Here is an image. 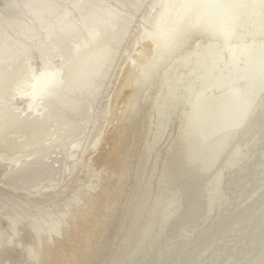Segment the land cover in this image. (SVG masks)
I'll use <instances>...</instances> for the list:
<instances>
[{
  "label": "rangeland",
  "instance_id": "obj_1",
  "mask_svg": "<svg viewBox=\"0 0 264 264\" xmlns=\"http://www.w3.org/2000/svg\"><path fill=\"white\" fill-rule=\"evenodd\" d=\"M6 1L0 0V12L4 6L3 3ZM76 1L78 0H60L58 1V9L55 6L56 10H51L54 0L47 1L45 9L40 13L43 22L36 21L34 32L43 33L45 28L54 22L60 24L63 21L61 18L66 17L64 16L65 12L67 13ZM243 1L245 3L240 5ZM110 2L112 6L118 5L114 0ZM162 4L160 0H143L136 10L126 5L121 7L122 14L128 19V25L124 29L120 42L114 43L115 63L109 70L108 76L102 80L103 84L96 86L90 93L88 92L87 102L79 112H65L63 98L60 99L59 94H62L72 85L69 80L72 72H74L73 78L75 80L78 74L83 71L82 58L90 52L97 51L95 46L98 43L97 45L93 44L103 37L100 32L98 33V29L82 23L79 25L80 32L76 36L68 37L69 32L65 34L56 32L57 35L54 36L51 33L53 38L50 37L52 39L48 40L49 37L46 34L42 37V44L36 47L31 46L33 41L30 38H18L15 33L11 34L12 42L8 50L10 54L1 57L0 60V85L6 83L5 88L0 90V196L12 195V191L15 190L16 195H30V198L41 199L43 201L41 204H49L55 197L67 195V190L72 189L75 185L73 178L76 174L80 173L81 176L77 185L82 187V184L86 183L84 189L92 182L95 183L102 178L96 164L94 162L90 164L86 161L89 152L94 150L91 143L114 118L115 111H112L110 107L112 95L115 90L122 87L128 65H133L131 57L142 42H148L149 36L158 35V33L156 34L158 31L156 24L149 21L154 22V17ZM177 4H181V9L170 12L163 19L167 34L165 36L159 34L156 38L154 51L157 47L159 48L152 52L153 59L150 62L141 63L145 66V73H142V78L141 76L138 79L133 78L130 85V102L125 107L130 109V118L133 111L135 117L141 121L137 127L148 126L151 119H156L158 125L152 130L148 128L147 138L151 139L155 135L156 128L162 125V131L151 147L144 152L139 168L135 172L137 178L141 175L142 181L146 179L143 188L148 186L138 203L141 204L142 202L143 204L145 202L143 206L150 205L147 208L145 206L147 210L142 207V204L140 206L139 204L135 205L133 214L137 213L138 215L134 214L137 218L134 217V223L131 226V229L134 228L131 232L133 235L130 236L131 238L138 236V243L143 244V249L145 248L143 252L147 251V253L150 252L156 256L163 250H168L167 253H170V256L166 254L165 256L168 257L161 264H186L187 261V264H264V0H202L199 3L197 0H193L192 3L189 0H183L178 1ZM225 5H227L226 8L228 7L227 10ZM72 13L73 16L71 17L76 20L78 17L74 12ZM191 18H193V22L196 21L194 25L190 21L187 22ZM152 24L155 25L152 26ZM194 26L196 27L194 29L199 28L198 30L202 32L200 39L187 37L188 40H186V36H184L181 40L176 41L175 45L179 44L178 47L175 46L170 49L169 44L175 38L179 39L178 36L182 32V28L186 34H189L193 30L189 27ZM257 31L258 33H256ZM119 32L120 23L116 22L113 24L110 37L106 40L104 37L102 40L106 42L117 36ZM184 40L187 41L186 45L183 44ZM220 44L222 45L220 46ZM202 47L204 49L207 47L209 52L223 51V56L217 66H205V62L202 61L204 56L198 54L204 50ZM239 48L243 49L240 50ZM188 59H192V61L189 62ZM260 64L262 65L260 66ZM143 65L135 66V70L142 69ZM59 67L62 72L59 71ZM49 71L55 74L49 76L47 74ZM204 75L205 77H203ZM35 78L46 80L44 84L38 83L40 89L37 88L36 80L34 82ZM57 78L59 79L57 80ZM196 78H198L197 81ZM54 80H57L58 83H53ZM48 81L52 82L49 84ZM34 83H36L35 86L32 85ZM190 84L192 85L190 86ZM35 87L40 93L39 95L36 93L38 99L37 97L33 98V102L30 103L31 93L29 95V92L36 90ZM150 93L152 95H149ZM216 95L218 96L216 97ZM153 97L158 101L156 104L159 106L152 104L156 108L151 105V98ZM166 97L169 99L167 100ZM167 101L169 102L165 103ZM193 101L194 105H192ZM29 103L31 106L33 104L34 107H30ZM125 108L123 107L122 111L116 115V118L121 122L125 121L121 133L129 121L127 113L122 116ZM253 111L255 112L253 113ZM64 112L65 120L69 123L65 125L63 122L54 121ZM120 113L121 117L119 118ZM161 114L167 117L163 118ZM190 114H193L191 115L192 118ZM80 115L82 116L80 117ZM155 115L157 116L155 117ZM252 116L254 119L251 118ZM11 117L16 120L13 125L7 122L12 119ZM159 117L160 119H157ZM161 117L162 121H160ZM170 117H172L173 122ZM179 117H182L181 119L184 121ZM33 119L43 120L44 126L42 135L31 140L27 135L30 132L23 126L21 127V123ZM176 122L180 127L174 129ZM179 123L185 124L184 128ZM200 127L202 128L200 129ZM217 127L221 133L218 132ZM142 130L143 134H146L145 128ZM116 135L115 143L116 145L119 143V146L113 145L112 148H109L113 150L111 154H114L125 141L124 145L130 143L129 145L135 146V149L142 141L139 130L133 135L131 134L129 137L132 138L129 140L128 137L126 138L127 133L121 134L120 138L118 134ZM149 135L150 137H148ZM99 140H95L94 144L98 145ZM199 143L203 145L202 148L199 147ZM164 148L166 153L163 151ZM128 151L129 149L126 148L125 155L122 154V156L124 155L123 158H119L111 170L110 175L115 179V182H118L124 174L123 167H128L131 161ZM159 151L161 154L158 153ZM184 153H186L185 156H183ZM111 156L108 157V160L111 159ZM204 156L207 158L205 159ZM28 161H36L30 165L32 167L41 166V171H36L38 176L24 178L16 173L21 164L26 163L28 166ZM204 161L210 165L203 167ZM193 162L199 165L195 167L192 165ZM168 165L170 167H167ZM181 167L183 169H180ZM179 169L182 171L185 169L184 173L180 172ZM187 170H190V173H186ZM181 173H186V177L184 178ZM106 174L104 173L103 176ZM146 175L148 176L146 177ZM96 178L100 179L95 181ZM180 178L181 181H177ZM179 182L186 184L180 185ZM194 183L195 185H193ZM251 185H253V189H249ZM193 187L194 190H192ZM53 190L59 191L53 192ZM254 190L257 194L253 193ZM40 195H45L50 199L45 201ZM145 195L147 196L146 199ZM132 197L137 198L135 195ZM188 199L191 200L190 203L187 201ZM8 202L10 201L7 200V204ZM112 202L113 199H111ZM239 203L242 207L239 206ZM31 207L36 206L31 204ZM197 214L198 216H196ZM138 216L144 219L141 224L138 223L141 218ZM188 216L194 218L193 221ZM220 218L222 219L220 220ZM223 219L225 220L223 221ZM96 220L97 218H95ZM200 220L203 222L201 221V223ZM192 222L194 225L191 224ZM89 224L92 225L93 222L90 221ZM196 225L197 227H195ZM135 230L136 232H133ZM204 230L208 231L205 232ZM200 232L204 233L201 234ZM179 239L180 241H178ZM186 244L188 249L185 247ZM198 244L201 247H198ZM176 249L181 250L177 251ZM173 251L172 256L171 252ZM184 251L187 253L185 254ZM175 252L179 254V257ZM179 252H182L181 256ZM188 255L189 258H187ZM9 256L11 255L6 254V257H3V262L8 261V264H12L16 258ZM141 256L140 252L135 259V264L139 263ZM169 257H172V260L169 261ZM184 258L188 260L185 262ZM125 264H130V259Z\"/></svg>",
  "mask_w": 264,
  "mask_h": 264
},
{
  "label": "bare ground",
  "instance_id": "obj_2",
  "mask_svg": "<svg viewBox=\"0 0 264 264\" xmlns=\"http://www.w3.org/2000/svg\"><path fill=\"white\" fill-rule=\"evenodd\" d=\"M47 1H49V0H7L6 3H3L4 6L0 12V60H1V57H3V56L5 57V56H8L10 54V53H8V50H9V46H11V42H12L11 41L12 40V35H11L12 33L13 34L15 33L18 38H30L33 41L32 45L31 44L30 45L36 47L37 45L42 44V37L46 34H47V37H49L48 40H51L53 38L50 34L53 33V35L56 36L57 35L56 32L57 33L63 32V34L69 32L70 34L68 35V37L76 36L77 33L80 32L79 25L82 23H84L85 25L88 24L89 26L94 27L95 29H98V33L100 32V34L103 37L101 38V40H96V42L93 44V45H97V43H98V45L95 46L97 51L94 53L90 52V54L88 53L86 57L82 56L83 57L82 58L83 59V65H84L83 71L78 74L77 79H75L76 81L73 78L74 72H72L70 77H69L70 84H72V85L69 84L70 87L67 90H65L63 93L61 92L62 94H59L60 99L63 98V105L66 108L65 112H77V111L79 112L84 108L85 102H87L86 101L87 96L90 93V91L93 90L94 88H96V86H101L103 84L102 80H104L108 76L109 70L113 67V65L115 63L114 43L120 42V40L122 39L124 29H126V27L128 25V23H127L128 19L125 18L124 14H122L121 7L126 5V6L133 8L134 10H136L140 6V4L143 2V0H114L118 4L117 6H115V5L112 6V4L110 2L111 0H78L71 5V7L67 11V13L65 12L64 16H66V17L61 18L63 20L60 23L61 25L59 23L54 22V23H51L50 25H48L47 27L45 25L46 28L45 27L44 28L46 30L43 33L42 32H34L36 30V26H35L36 21L37 22H40V21L43 22L42 21L43 18H41L40 13L43 9H45V7L47 5L46 4ZM58 1H60V0H58ZM58 1L54 0V3H53L51 10L55 9V6H56V9H58V7H59ZM62 1H64V0H62ZM160 1L163 4L161 5L160 9L156 13L157 15L154 17V22L153 21H149V22L156 24V26L158 28V31L156 32V34L158 33V35L160 34L162 36H165L167 34L166 33L167 28H166V25L163 24V19L170 12H172V11L176 12L181 6V4H177V2L178 1L181 2L183 0H160ZM189 1L191 3L193 2V0H189ZM253 1H258V0H253ZM199 2H202V0H197V3H199ZM244 3H245V1H243L240 5H242ZM48 4H50V3H48ZM226 6L227 5H225V8H226ZM227 9H228V7L226 8V10ZM230 11H231V9H230ZM72 12H74L76 14V17H78L79 19L76 18V20H73V18L71 17V16H73ZM63 13H64V11H63ZM192 19L193 18L187 20V22L190 21L194 25L196 21L193 22ZM151 20H152V18H151ZM116 22L120 23L119 34L117 36L109 39L106 42L103 41L102 39L104 37H105V40L110 37L113 24H115ZM41 25H42V23H41ZM154 25L152 24V26H154ZM257 26H260V25H257ZM34 28H35V30H34ZM189 28L193 29V30H191V32L189 34H186V32H184V30L182 28V32H180L181 34L178 36L179 39L175 38L169 44L170 49H173L175 46L178 47L179 44L175 45L176 41L181 40L184 36H186V40H188L189 37H194V39H198V38L200 39L201 38L202 32L200 30H198L199 28L194 29V28H196L195 26L189 27ZM254 29H256V28H254ZM259 30H260V28H259ZM258 31L256 33H258ZM32 32H34V33H32ZM253 34H255V33H253ZM158 35L157 36H155V35L149 36L148 38H150V39L148 40V42H142L141 41L142 43L137 48L136 53L131 57L132 58L131 61L133 62V65H128V68L125 70L124 81L122 83V87L115 90L113 92V95H112V102L110 104V107H111L112 111H115L114 118L112 121H110L109 124H107L104 127L102 132H100L93 139V142L91 143V146H92V148H94V150L92 152H89L86 161H87V163L90 162V164H92L93 162H94V164H96L97 168H99V170L101 172L100 175L102 178L101 177H100L101 179L96 178L95 181H97L99 179L100 180L95 182V183L92 182L90 185H88L87 188L84 189V186H86V183L82 184V187H81V185H77L78 179H80L81 176H80V173L76 174V176H74V178H73L75 185L73 186L72 189L67 190V192H68L67 195H65V196L59 195V196L55 197L54 200L51 201L49 204L48 203L41 204V202H43V201H41V199L30 198V195H16L17 193L15 192V190L12 191V195H1L0 196V210H1L0 211V264H8L9 263L8 261L3 262V257L4 256L6 257V254H10L11 255V256H9L10 258H13V257L16 258V260H14L12 264H125V262H127L128 259H130V264H135L134 263L135 259L139 256L140 252H141L142 256H141V259H140L138 264H161V262L163 260H165L166 257L170 256V253H167L168 250H166V249L163 250L160 254L158 253L156 256L152 255L150 252L147 253V251L143 252L145 250V248L143 249V244L138 243V239H139L138 236L136 235L134 238H131V236L133 235V233H131V232L134 229V228L131 229V226H133L134 217H136L138 215L137 213H134L135 215L137 214L136 216H134V214H133L134 210L133 209H134L136 204H139L138 201L142 198V195H144V190L146 188H148V186L145 189L143 188V185L146 182V179H145V181L144 180L142 181L141 175H139V178H137L135 176V172L139 168V165H140L139 163L141 162L140 160H142V158H143L142 156H143L144 152L151 147L152 143L157 139L158 135L162 131L161 130L162 125H160L158 128H156L157 130L154 129L155 135L151 139L147 138L146 136L148 134L147 132L149 131V129L152 130L154 127H157V125H158L157 122L155 121L156 119H153V120L151 119L149 121L148 126L145 125V127H143L141 125V126L137 127V125L141 121L135 117L133 111H132V116L130 118V116H129L130 109H126L125 107L130 102V100H129V98H131L130 85L132 84L133 78L138 79L142 75V73L144 74L146 71L145 66L143 64L142 65L144 67L142 69H137V71L135 70V66H138V67L142 66L141 63H143L144 61H146V63H147V62H150L151 59H153L151 55L153 54L152 52L155 49L154 47H156L155 46V44H156L155 40L158 37ZM50 37H52V38L50 39ZM186 40L183 41L184 45L187 44ZM192 43H194V42H192ZM221 45L222 44H220V46ZM158 48L159 47H157L156 50ZM202 49H204V47H202ZM239 49L242 50L243 48L242 49L239 48ZM248 51H247V53H248ZM200 52H198V54H202L204 56V57H202V61L205 62L204 63L205 66H207V65L208 66L211 65V67H214V65L217 66L218 63L220 62L222 56H223V51L216 50L214 52H209L207 47H206V49H204ZM231 54H229V55H231ZM196 55H197V53H196ZM188 58H190V57H188ZM207 58H208V60H207ZM213 58H215V60H212ZM192 59H194V58H192ZM192 59H188L189 62H190V60L192 61ZM181 61H182V59H181ZM196 65H197V63H196ZM261 65L262 64H260V66ZM32 67H33V65H32ZM59 69H60V67H59ZM59 71H61V69ZM47 74L49 76H53L55 73L49 71V73H47ZM34 77H36V76H34ZM58 77H59V75H58ZM203 77H205V75ZM36 78L34 79V82L36 80L37 84L36 83L32 84L34 86H35V84L38 86V83L44 84V81H46V80H37ZM59 78H57V80ZM141 78H142V76H141ZM198 78H196V81ZM67 79H68V77H67ZM179 79H178V81H179ZM261 79H263V78H261ZM57 80H54L55 82H53V83H56V82L58 83ZM8 82H10V81H8ZM51 82L48 81L49 84ZM48 83L46 82V84H48ZM173 84H172V86H173ZM5 85H6V83L0 85V90H3L5 88ZM191 85L192 84H190V86ZM44 87H45V85H44ZM49 87H50V85H49ZM37 88L40 89L39 86ZM37 88H36V90L29 92V95L31 93V96L29 98L30 103L33 102V98L35 99L37 97V99H38V96L36 95V93L39 95L40 92H39V90H37ZM262 88H263V86H262ZM257 90H258V88H257ZM261 90H263V89H261ZM43 91H44V88H43ZM23 94H24V92H23ZM204 94H206V93H204ZM41 95H40V97H41ZM149 95H152V93H150ZM168 95H169V93H168ZM168 95H165V96H168ZM249 95H251V94H249ZM26 96L28 97L27 94H26ZM26 96H25V98H26ZM217 96L218 95H216V97ZM256 96H257V94H256ZM170 97H171V95H170ZM18 98H20V97H18ZM168 99L169 98H167V100ZM252 99H254V98H252ZM88 101H90V100H88ZM209 101H210V99H209ZM156 102H158V101L156 99H154V97L151 98V105L153 103H154V105H158V104H156ZM168 102L169 101H167L165 103H168ZM30 103H29V105H30ZM34 103H35V100H34ZM86 105H88V104L86 103ZM154 105H152V106H154ZM192 105H194V101H193ZM200 105H201V103H200ZM32 106L34 107L33 104H32ZM32 106L30 105V107H32ZM165 106L167 107V105H165ZM26 107L28 108V106H26ZM123 107L125 108V110H123L122 116H124L125 113H127V117L129 119V121L127 122L128 125H126V128L123 129L124 131L121 133L122 127L125 126V121L121 122L118 118H116V115L118 112L122 111ZM154 107L156 108V106H154ZM195 107H196V105H195ZM163 111H164V108H163ZM65 112L62 115H60L59 117H57V119L54 121L63 122V124H65V125L67 123H69L68 121L65 120V118H66ZM177 112H178V110H177ZM183 112H184V114H186L185 111H183ZM249 112H250V110H249ZM254 112L255 111H253V113ZM84 113H85V111H84ZM161 113H162V111H161ZM193 114H195V113H193ZM193 114H190V116ZM165 115H166V112H165ZM200 115H201V112H200ZM81 116L82 115H80V117ZM156 116L157 115H155V117ZM161 116H162V114H161ZM187 116H189V115H187ZM196 116H198V115H196ZM120 117H121V113L119 114V118ZM162 117L166 118L167 116L164 117V114H163ZM162 117H161L160 121H162ZM184 117H186V116H184ZM170 118L172 121L173 120L172 117H170ZM179 118L181 119L182 117H179ZM191 118H192V116H191ZM251 118L254 119V116H252ZM123 119H124V117H123ZM157 119H160V117ZM181 120H183V119H181ZM207 120H205V121H207ZM7 122L13 125L16 122V120L14 118H12V119H9ZM160 123H162V122H160ZM212 123L214 124L213 121H212ZM141 124H144V123H141ZM170 124H168V125L170 126ZM179 124L181 125L182 123H179ZM184 125H183V128H184ZM22 126L30 132L28 134L26 132V134L30 137L31 140H33V138L35 139V138H38L42 135L44 121L40 120V119H35V120L33 119L30 121H25V122L22 121L21 127ZM169 126H167V127H169ZM178 126L179 125L176 122V126L174 129H176V127H178ZM206 126H207V124H206ZM202 127H200V129ZM141 128L142 129L145 128L146 134L145 133L143 134V132H142L143 130ZM209 128H210V126H209ZM185 129H187V128H185ZM138 130L140 131V133L142 135V141L140 142V144L137 146L136 149H135V146L132 147L131 145H129L130 143L124 145L126 142L125 141L124 144L121 145L114 154H111L113 152V150L109 149V148H112L113 145L114 146L116 145V143H115L116 137H117L116 134H118V136L120 138L121 134L127 133L126 138L128 137V140H129L130 138H132L129 136L131 134L133 135V133H135ZM169 131H171V129H169ZM198 131H200V130H198ZM218 132L221 133L219 131V128H218ZM225 132L227 133V131H225ZM182 133H181V136H182ZM184 133H186V132H184ZM173 135H174V133H173ZM177 135H178V133H177ZM148 137H150V135ZM98 139H100L98 142V145L97 144L95 145L94 141L95 140L97 141ZM176 139H179V138H176ZM190 143H188V144H190ZM116 146H119V143ZM167 146H169V145H167ZM202 146L203 145L201 143H199V147L202 148ZM126 148L129 149L128 152L131 156V161L128 164V167H126V168L123 167L124 174L120 177L118 182L117 181L115 182V179H113V177L110 175V173H111V170L114 168V165L116 164L117 160L119 158L122 159L123 156L125 155L124 151L126 150ZM171 149H173V148H171ZM158 150H160V149H158ZM164 150H165V148L163 149V151ZM160 151L158 153L161 154ZM152 152H153V150H152ZM122 154H124V155L122 156ZM185 154L186 153H184L183 156H185ZM158 155H157V157H158ZM177 155L179 157V153ZM109 156H111L110 160H108ZM206 156H204L205 159L207 158ZM175 160H176V158H175ZM33 162H36V161H28L27 162L28 166L26 165V163L21 164L16 173H19V175L21 177L23 176L24 178L25 177L30 178L32 176L35 177V175H37L36 171H39L41 166H36V167L30 166V165H32ZM168 163H170V162H168ZM203 163H204L202 165L203 167H208L210 165L209 163H205V161ZM151 164H153V163H151ZM177 165L178 164H176V166ZM192 165L196 167L199 164L196 162H193ZM192 165H191V167H193ZM217 166H219V165H217ZM167 167H170V166L168 165ZM177 167H179V166H177ZM195 167H193V168H195ZM149 168H150V165H149ZM173 168L176 169V167H173ZM184 168L186 169V167H184ZM140 169H142V168H140ZM180 169H183V168L181 167ZM183 171L180 170V172L184 173ZM189 171L187 170L186 173H188ZM177 172H179V171H177ZM104 173H107V174L105 176H103ZM142 173H139V174H142ZM182 173H181V175L182 176L184 175V178H185L186 173L185 174H182ZM19 175H16V176L18 177ZM142 175H144V174H142ZM157 175L159 176V174H157ZM179 175H178V177H179ZM39 176H41V175H39ZM140 176H141V178H140ZM147 176L148 175H146V177ZM199 176L201 177V174ZM174 177H176V176H174ZM188 178H189V176H188ZM20 179H23V178H20ZM143 179H144V177H143ZM178 180L181 181V178L177 179V181ZM173 181L176 182V180H173ZM193 181H194V179H193ZM187 182H188V180H187ZM263 183H264V181H263ZM179 184L185 185L186 183L181 184L179 182ZM188 185H189V182H188ZM190 185H192V184H190ZM193 185H195V183ZM197 186H194V187H197ZM252 186L253 185H251V187L250 188L248 187V188L253 189ZM150 187H152V186H150ZM194 187L192 190H194ZM185 188H186V186H185ZM149 189L151 190V188H149ZM149 189H147V190L149 191ZM60 190H63V189H60ZM80 190H81V192H79ZM192 190H191V192H192ZM57 191H59V190H53V192H57ZM188 193H189V191H188ZM253 193L257 194V192L255 190ZM133 195L137 196V198H133L132 197ZM146 195L144 196L145 199L147 197ZM148 195H149V193H148ZM40 196L43 197L45 201L50 199L49 197H46L45 195H40ZM151 196H152V194H151ZM190 196H192V195L190 194ZM190 196H187V197H190ZM187 197H185V198H187ZM111 199H113L112 203H111ZM148 199H150V198H148ZM193 199H194V197H193ZM7 200L10 201V202H8V204H7ZM187 201H189V199ZM190 201H189V203H190ZM248 201H249V199H248ZM31 204H35L36 207L32 208ZM141 204H142V202H141ZM141 204H139V206ZM143 204H145V202H143ZM143 204H142V207H144V208H145V206L147 208V206L149 207V205H150L148 203L149 205L143 206ZM197 204H198V202H197ZM239 206L242 207V205L240 203H239ZM146 208H145V210H147ZM140 209L143 210V208H140ZM183 209H184V207H183ZM179 212H180V210H179ZM224 214H226V213H224ZM224 214H222V215H224ZM228 215H230V214H228ZM142 216H143V213H142ZM196 216H198V214ZM225 216H224V218H225ZM188 217H190V216H188ZM95 218H97L96 221H95ZM179 219H181V218H179ZM193 219H192V217H190V220L193 221ZM221 219L222 218H220V220ZM139 220L140 221H138V219H137L139 224H141L144 221V219L142 217ZM224 220L225 219H223V221ZM90 221L93 222L92 225L89 224ZM201 221L203 222V220H200V222ZM196 223H197V221H196ZM210 223H211V221H210ZM218 223H221V222H218ZM191 224H193V222ZM194 224H195V221H194ZM47 225H49V226H47ZM197 225L195 227H197ZM170 226H172V225H170ZM209 226H208V228H209ZM215 227H217V226H215ZM136 228H137V226H136ZM210 228H212V227H210ZM167 229H169V228H167ZM176 230H177V228H176ZM207 231H205V232H207ZM133 232H136V230ZM203 233L204 232H202L201 234H203ZM201 234H199L200 237H201ZM204 235H206V234H204ZM191 237H193V236H191ZM200 237H198V238L200 239ZM175 239H176V236H175ZM186 239H185V241H186ZM182 240H184V239H182ZM182 240H181V242H182ZM203 240H205V238H203ZM178 241H180V239ZM201 241H200V243H201ZM190 242H192V241H190ZM203 242H205V241H203ZM187 246L188 245L186 244L185 247H187ZM199 246L200 245L198 244V247ZM181 249H179V250H181ZM183 249H185V248H183ZM187 249H188V247H187ZM179 250H177V251H179ZM171 253L173 256L174 251ZM175 253H177V252H175ZM181 253H180V256H181ZM186 253L187 252H185V254ZM166 254H169V255L165 256ZM189 255L187 258H189ZM175 256H176V254H175ZM177 257H179V254ZM183 257H184V255L182 256V259H183ZM171 258L169 257V261ZM180 259H181V257H180ZM184 260L186 262V260H188V259L184 258ZM184 260H183V262H184ZM174 263H176V262H174ZM187 263H188V261H187Z\"/></svg>",
  "mask_w": 264,
  "mask_h": 264
}]
</instances>
